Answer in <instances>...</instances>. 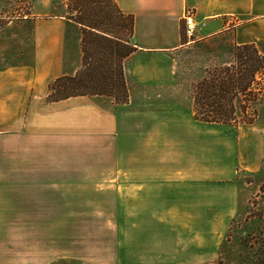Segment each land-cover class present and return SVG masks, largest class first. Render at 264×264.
<instances>
[{"label": "crops", "instance_id": "0c3cea01", "mask_svg": "<svg viewBox=\"0 0 264 264\" xmlns=\"http://www.w3.org/2000/svg\"><path fill=\"white\" fill-rule=\"evenodd\" d=\"M11 1L29 4V14L16 19L30 26L32 57L0 68V229L61 230V255L81 262H96L103 248L114 264L213 261L237 212L239 182L208 175L214 165L208 150L205 157L183 151V135L212 123L171 106L177 96L166 95L174 84L167 62L188 43L180 32L186 11L198 26L195 41L264 42V0H114L134 18L123 103L104 94L47 101L48 84L81 65V28L65 17V0L0 5ZM53 5L58 12L33 9ZM242 127L233 130L231 167L256 171L264 132ZM90 149L109 157L86 158ZM102 215L113 232L105 247ZM86 230L97 239L87 243ZM74 232L78 240L69 244Z\"/></svg>", "mask_w": 264, "mask_h": 264}, {"label": "rangeland", "instance_id": "374dc122", "mask_svg": "<svg viewBox=\"0 0 264 264\" xmlns=\"http://www.w3.org/2000/svg\"><path fill=\"white\" fill-rule=\"evenodd\" d=\"M33 9L37 13H56L60 8L58 5H53ZM30 11L29 4L25 1H11L0 5V68L21 65L31 61L30 26L21 25L16 19L29 14ZM189 13L191 14V12ZM194 23L193 33L187 36L183 32L182 16L180 25L181 40L188 41V43L182 45L167 62V74L173 76L174 84L172 83L166 91V95L172 96L174 94L177 96L176 102L171 103V106H175L183 114L190 111L192 118L191 94L193 84L205 76L207 71L231 62L233 48L236 45L229 37L195 41L194 33L198 26L195 21ZM255 44L264 50V42ZM261 85V98L255 105L257 117L254 122L243 123L238 121L233 124L197 123V128L193 129L195 133L189 136L183 135V137H186L181 141L183 151L191 147L197 150L199 157H205V150H208L214 164L211 167V174L208 175L221 180H230L235 176L239 182L240 197L237 212L229 221L213 261L188 264H264V158L261 167L256 171L238 168L237 171H234L233 166L231 167L235 146V133L233 130L238 126H243L244 132L251 128L264 132V82H261ZM235 103L237 105L235 112L237 120H242L244 116L238 106L241 99L236 98ZM250 113L251 110L249 109L248 114ZM94 157L108 158L109 155L108 153L103 154V152L99 155L93 154L92 149L86 151V158ZM45 218L46 216H43V222H45ZM101 219L100 242L105 247L109 243L111 235L113 236V232L105 229L109 224V216L102 215ZM37 226L38 229L34 230L0 229V264L115 263V259L108 253L109 250L106 251L105 248L97 256L96 262H81L72 257H67V255L66 257L62 256L60 253L63 242L61 239L62 231L45 230L41 224H37ZM85 234L87 243L97 239V236L93 235V231L86 230ZM70 237V240L66 241L69 244H74L77 242L79 235L74 232ZM87 254L93 253L89 250Z\"/></svg>", "mask_w": 264, "mask_h": 264}, {"label": "trees", "instance_id": "16d2710c", "mask_svg": "<svg viewBox=\"0 0 264 264\" xmlns=\"http://www.w3.org/2000/svg\"><path fill=\"white\" fill-rule=\"evenodd\" d=\"M65 4L68 10L65 17L81 28V65L74 74L61 75L48 84L47 101L104 94L116 102H126L123 61L135 50L131 43L133 15L123 12L114 0H65ZM261 82H264V50L253 42L234 45L231 62L207 71L193 84V118L223 124L254 122ZM236 98L241 99L238 106L244 116L242 120L235 115Z\"/></svg>", "mask_w": 264, "mask_h": 264}, {"label": "built area", "instance_id": "2783aa9c", "mask_svg": "<svg viewBox=\"0 0 264 264\" xmlns=\"http://www.w3.org/2000/svg\"><path fill=\"white\" fill-rule=\"evenodd\" d=\"M195 28V23L192 15L189 12H185L183 15V32L190 36Z\"/></svg>", "mask_w": 264, "mask_h": 264}]
</instances>
